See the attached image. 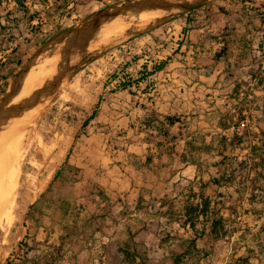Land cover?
<instances>
[{"label": "crops", "instance_id": "obj_1", "mask_svg": "<svg viewBox=\"0 0 264 264\" xmlns=\"http://www.w3.org/2000/svg\"><path fill=\"white\" fill-rule=\"evenodd\" d=\"M125 1L10 0L9 17L42 18L53 36ZM112 71L103 88L127 86L85 106L101 99L109 127L49 148L40 190L76 188L86 228L42 232L23 264H264V0H211L142 31L76 74L75 91Z\"/></svg>", "mask_w": 264, "mask_h": 264}, {"label": "rangeland", "instance_id": "obj_2", "mask_svg": "<svg viewBox=\"0 0 264 264\" xmlns=\"http://www.w3.org/2000/svg\"><path fill=\"white\" fill-rule=\"evenodd\" d=\"M198 1L200 0H184L177 3L188 4ZM159 3L170 4L172 1L164 0ZM10 4V0H5L0 7L4 16L3 23L7 27L5 31L0 30V106L7 96L10 85L17 77L12 75L17 72L20 74L29 61L36 65L38 68L36 70H42L50 81H62L57 88L58 91L57 89L54 91L55 94L31 104L21 112L37 114V116L28 125L29 128L27 127L22 139L20 177L15 202L10 208L11 218L4 220L0 226V264H23L22 252L24 251L26 256L28 243L44 236L42 232L48 233L47 238H53L55 227L63 228L69 233L79 227L86 228V223L80 224L77 219V209L84 205L81 202L77 203L76 188L74 192H69L68 184L50 183V187L46 189L47 194L40 196V190H45L48 184L45 181L46 175L51 171V169L45 171L49 169L48 160L52 152L48 149H54L59 143L66 146L71 142L83 143L88 137H95L94 134L86 136L88 132L92 133L95 126L102 127L104 124L103 109L100 108L99 118L88 130L81 127L85 116L91 112V109L86 111L85 106L92 105L99 94L106 103L108 100L113 102L111 94L115 93L118 85L113 84L108 89H104L103 84L112 83L119 74L117 71H112L105 80L88 79L86 74L82 80L86 89L79 91H75L77 85L73 79L94 59L114 49L124 37L128 36L123 43L142 31L156 27V24L152 23L156 16H150L152 19L143 16L141 21L116 20L96 32L92 38H84L78 44L72 45L66 39L57 43L51 41L61 33L79 25L81 23L79 20L61 24L58 27L59 32L52 36L49 31L51 24L46 23L42 18H35L33 24H29L22 17L10 18V15H14L11 14L14 9ZM15 18L20 21L13 22ZM101 33H106L105 38L97 44L96 34ZM47 43L49 44L45 46ZM50 57H53L51 58L53 60ZM18 62L22 63V67L20 69L17 67L13 73V64ZM24 80L19 90L24 86ZM37 92L39 91L30 95ZM84 102L85 105L82 104ZM104 125L109 127L108 123ZM112 137L113 135L110 138L114 139ZM72 201L74 204L71 211L70 206L66 207V204L67 202L71 204Z\"/></svg>", "mask_w": 264, "mask_h": 264}, {"label": "bare ground", "instance_id": "obj_3", "mask_svg": "<svg viewBox=\"0 0 264 264\" xmlns=\"http://www.w3.org/2000/svg\"><path fill=\"white\" fill-rule=\"evenodd\" d=\"M106 33L96 34L97 44L104 40ZM36 69L38 68L33 64L25 67L18 81L9 88L0 106V226L4 220L11 218L10 208L15 202L20 177L22 139L28 125L37 116V114L21 112H24L31 104L50 97L61 85V83L50 81L42 70ZM23 80L24 86L19 90ZM36 91L39 92L30 95Z\"/></svg>", "mask_w": 264, "mask_h": 264}, {"label": "water", "instance_id": "obj_4", "mask_svg": "<svg viewBox=\"0 0 264 264\" xmlns=\"http://www.w3.org/2000/svg\"><path fill=\"white\" fill-rule=\"evenodd\" d=\"M163 1L164 0H126L125 2L117 6L109 7L103 10L94 17L84 22H81L76 27L64 33H61L59 36L55 37L51 42L57 43L66 39L69 41L70 44L75 45L78 44L84 38H92L96 32L100 31L102 28L109 25L110 23L120 19H131L133 21H141L143 16H147L149 19H152L150 16L155 15L156 17L153 18L154 20L152 23H155L157 26L158 24H161L167 19L188 12L193 8L211 0H200L198 2H192L188 4H178L177 2L179 0H170L172 1V3L170 4L159 3ZM146 12H149V14H145ZM127 37H124L123 40L119 42L118 45L116 44V46L114 47L116 48L117 46L121 45L123 41L127 39ZM49 43L45 44V46ZM44 47L42 49H44ZM28 65H32V61H29L28 64L23 67L22 71ZM22 71L20 72V74L22 73ZM20 74H18V76L10 86L14 85L18 81ZM54 82L62 83V81L56 80Z\"/></svg>", "mask_w": 264, "mask_h": 264}, {"label": "trees", "instance_id": "obj_5", "mask_svg": "<svg viewBox=\"0 0 264 264\" xmlns=\"http://www.w3.org/2000/svg\"><path fill=\"white\" fill-rule=\"evenodd\" d=\"M5 0H0V7L2 5V3H4ZM1 10V9H0ZM22 67V63L19 62L18 64V69H20ZM13 77L18 76V72L14 73L12 75ZM127 86V84H120V86L118 88H125ZM101 103V99L100 101L91 109V112L89 114H87L85 116V119L82 123V129H86V127L96 118L98 111H99V105Z\"/></svg>", "mask_w": 264, "mask_h": 264}]
</instances>
